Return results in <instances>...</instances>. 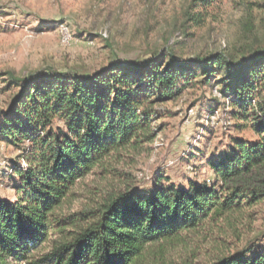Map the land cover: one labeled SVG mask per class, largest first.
<instances>
[{
    "label": "trees",
    "instance_id": "16d2710c",
    "mask_svg": "<svg viewBox=\"0 0 264 264\" xmlns=\"http://www.w3.org/2000/svg\"><path fill=\"white\" fill-rule=\"evenodd\" d=\"M3 73L13 93L0 141L17 155L6 172L15 197L0 198V264H167L187 238L208 239L204 226L212 233L226 217L264 213V47L186 57L167 46L89 74ZM213 79L238 135L210 160L212 180L176 185L159 171L151 188L137 187L131 168L158 136L165 105ZM234 245L206 264H264V229Z\"/></svg>",
    "mask_w": 264,
    "mask_h": 264
},
{
    "label": "rangeland",
    "instance_id": "374dc122",
    "mask_svg": "<svg viewBox=\"0 0 264 264\" xmlns=\"http://www.w3.org/2000/svg\"><path fill=\"white\" fill-rule=\"evenodd\" d=\"M192 1L0 0V75L12 71L24 77L51 67L89 74L113 60L139 61L167 46L186 57L264 47V0H210L208 7H190ZM248 19L250 32L245 30ZM217 85L215 79L197 85L165 105L158 136L131 168L137 187L151 188L159 171L176 185L212 180L210 160L238 135L227 127L230 103L218 98ZM12 93L0 81V109L7 107ZM212 109H217L214 116ZM16 155L0 141V198L5 200L15 197L16 179L6 172ZM256 216L252 221L245 215L241 222L226 217L212 233L204 226L201 236L207 240L198 247L187 238L168 251L166 263L212 261L238 239L264 229V213Z\"/></svg>",
    "mask_w": 264,
    "mask_h": 264
}]
</instances>
